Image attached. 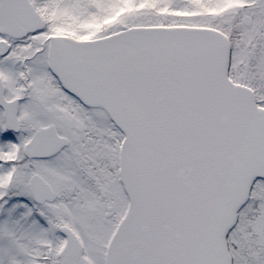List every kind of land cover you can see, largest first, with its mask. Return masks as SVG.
Returning a JSON list of instances; mask_svg holds the SVG:
<instances>
[{
    "label": "snow or ice",
    "instance_id": "6c2138e0",
    "mask_svg": "<svg viewBox=\"0 0 264 264\" xmlns=\"http://www.w3.org/2000/svg\"><path fill=\"white\" fill-rule=\"evenodd\" d=\"M0 264H264V0H0Z\"/></svg>",
    "mask_w": 264,
    "mask_h": 264
}]
</instances>
